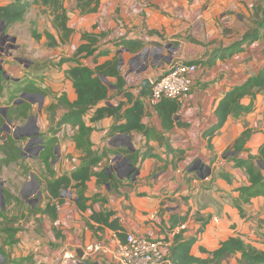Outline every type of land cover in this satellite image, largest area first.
I'll return each mask as SVG.
<instances>
[{
    "label": "crops",
    "instance_id": "1",
    "mask_svg": "<svg viewBox=\"0 0 264 264\" xmlns=\"http://www.w3.org/2000/svg\"><path fill=\"white\" fill-rule=\"evenodd\" d=\"M10 1L0 0V5ZM83 1L88 0H76L82 15L77 21L83 26L76 47L84 42L83 34H95L100 39L95 55L81 61L94 68L119 55V69L127 81L125 88L132 95L130 100L125 92L112 88L109 98L100 106L122 102L124 111L141 98V83L145 78H155L177 60L198 65L193 90L181 106L175 126L161 138L154 136L148 140L137 131L112 133L117 123L113 116L91 122L93 111L89 112L84 120L93 127L89 137L92 149L102 154L95 170L107 166V172L119 179L117 187L98 184L97 177H91L85 196H96V200H90L85 210L78 208L77 197L68 188L62 202L56 201V219L41 210L36 215L38 219L32 217L26 230L17 232L11 240L13 243L6 245L10 264H118L107 256L81 259L77 253L74 258L64 259V253L83 249L95 241H110L116 237L124 241L128 233L161 239L169 251L175 234L181 230L185 239L196 237L191 253L202 259L209 258L210 253L230 237H241L264 251V229L256 220L248 219L253 209L251 204L264 203V196L255 197L249 203L240 201L239 188L248 185L249 179L244 168L234 165L236 153L233 151L236 140L247 129L251 135L237 158L247 159L250 153L257 154L264 144V92L256 95L252 111L228 117L212 138L213 149L208 147L205 136L218 121L215 110L225 93L264 68V30L257 40L243 45L242 49L235 46L253 26L254 8L262 0H91L89 8L78 4ZM93 7L96 11H89ZM68 25L74 29L70 42L76 27L70 18ZM133 41L139 42L140 47ZM154 50L160 53L159 61L149 54L141 70H132L135 57ZM31 65L33 63L29 67ZM110 80L115 82L114 78ZM67 81L72 88L63 93L73 101L76 91L71 79ZM251 101V97H245L241 103L247 106ZM15 102L14 99L1 106L8 107ZM28 103L32 108L34 102ZM145 105L142 122L162 132L158 114L147 105V99ZM36 123L41 131L42 124L37 117ZM74 128L77 133V127ZM17 129L25 130L27 126ZM18 145L25 148L21 142ZM58 152L51 164L55 176L71 173L82 164L84 154L73 140L65 144L58 141ZM25 159L29 161L30 157L25 156ZM109 168H113L112 172ZM45 171L43 164L42 172ZM44 176L52 178L48 174ZM47 179L43 180L45 185ZM45 193L42 209L49 199V194ZM237 203L248 213L247 217L241 214ZM106 211L114 212L111 218L118 219L121 230L91 220L94 212ZM187 213L185 227L175 225L171 230L173 215ZM239 259L240 254H236L223 264H238Z\"/></svg>",
    "mask_w": 264,
    "mask_h": 264
},
{
    "label": "trees",
    "instance_id": "2",
    "mask_svg": "<svg viewBox=\"0 0 264 264\" xmlns=\"http://www.w3.org/2000/svg\"><path fill=\"white\" fill-rule=\"evenodd\" d=\"M32 0H11L7 4L0 5V23L6 29L14 25L19 20L23 19L27 13ZM39 1L44 7L52 10L54 15L53 25L58 31L60 41L58 42L51 33H47L48 39L56 45L65 44L69 41L74 29L68 25L69 16L64 8L61 0H35ZM79 5L90 7L91 0L79 2ZM98 5V1L96 7ZM96 7L90 8L89 11H96ZM253 26L244 35L242 40L237 43V49H242V46L257 40L261 35V30H264V0L261 1L254 8L252 16ZM100 36L95 34H83V43L79 44L75 49V54L72 57H65L61 60V64L66 62H73L75 65L70 66L66 70L67 77L73 82L76 91V99L71 101L66 93H62L56 97V106L64 109L66 112L60 119L59 129L63 125H72L77 127L78 132L73 134L72 140L75 142L77 149L84 154L82 164L74 169L71 173H64L59 176L54 175L52 162L56 157L55 148L58 146V139L51 137L44 142L39 152V158L45 165L46 172L51 179H47L45 191L49 194V199L42 209V213L48 215L51 219L57 218V202H62V192L64 189L71 188L77 197V206L81 210L88 208L90 200L95 201L96 196H85L87 182L91 177L96 176L98 184H110L114 189L117 187L119 179L107 172V166L95 170L102 160V154L92 149L90 142V133L93 127L88 126L84 117L91 111L93 115L90 118L91 122H96L106 116H113L117 123L113 126L112 133H132L133 131L142 132L147 139L150 137H164V133L170 132L176 124L175 118L181 109V104L175 98H162L159 102L153 105L154 111L158 114L162 132L150 128L142 122V118L146 112L145 100L148 97L149 90L144 94V98L138 97L133 105L126 108L124 111L123 103L118 105H102L104 101L109 98L112 88L117 92H125L126 96L131 100L132 95L127 92L126 78L121 74L119 69L120 58L119 55L103 64H98L94 68L84 64L81 59L88 58L95 55L98 50V41ZM135 46L140 47L139 42H134ZM234 50H232L233 52ZM106 77L108 82L105 83L102 77ZM115 79V82H110V79ZM6 79L3 70H0V90L1 82ZM260 92H264V68L258 73L253 74L244 82L233 86L222 99L219 101L215 114L217 116V123L214 124L205 136L208 138V147L213 149L212 138L223 127L228 117L231 115H239L244 112H250L254 108V99ZM24 93H37L46 97L49 92L47 89L40 88L36 85L27 84L22 87L21 93L15 97V103L8 106L7 117L12 122L18 119H27L31 105L27 101L17 102L22 99ZM245 97H251V103L247 106L241 103ZM5 123L4 117L0 114V134L3 133L2 126ZM251 135L249 129L245 130L241 136L236 140L233 151L236 155L245 150V144ZM0 140L5 141L0 144V167L8 166L11 163L18 162L22 158L23 149L18 145L24 138L16 137L14 135L7 137L0 136ZM181 155L184 151L180 150ZM234 156L235 165L239 168H244L249 179V184L239 188L240 201L249 203L253 198L264 196V144L261 145L257 154L250 153L247 159H240ZM145 156V155H144ZM182 159V158H181ZM223 176L229 178L227 175ZM241 214H243V207L237 204ZM113 211L94 212L91 215V220L103 224L114 230H121L117 218L112 219ZM188 213L185 215L174 214L172 217L173 230L175 225H182L186 222ZM90 228H94L89 224ZM264 229V222L262 225ZM101 229V228H98ZM121 236L123 233L120 234ZM264 236V234H263ZM124 238V237H122ZM196 237L192 236L187 239L183 237V230L175 234L174 244L169 250L170 259L174 264H223L230 256L240 254L239 262L241 264H264V251L260 250L251 244L245 242L241 237H230L222 242L220 247L210 253V257L206 259L199 258L191 253ZM3 254V253H2ZM4 255V254H3Z\"/></svg>",
    "mask_w": 264,
    "mask_h": 264
},
{
    "label": "rangeland",
    "instance_id": "3",
    "mask_svg": "<svg viewBox=\"0 0 264 264\" xmlns=\"http://www.w3.org/2000/svg\"><path fill=\"white\" fill-rule=\"evenodd\" d=\"M31 2L25 17L5 30V34L11 39H6L2 35L0 24V67L8 74V79L1 82L0 105L11 103L20 95L25 84H33L50 91L43 100L36 96L27 98L34 100L28 118L11 122L9 132L5 130L0 134L3 137L15 134L16 137L24 138L21 145L25 148L29 144L27 135L32 132L31 117H37V120L41 122L43 129L39 130V134L44 141L50 137H56L62 144L72 141L71 136L76 132L75 128L67 125L59 131L61 116L66 111L54 106H56L58 94L65 90L71 91L72 87L66 76V70L71 64L60 62L63 58L72 57L75 54V47L81 39L79 30L83 27L80 21H77V18L82 15L76 7V0H61L70 15L71 24H75L76 32L67 44H53L48 39L47 33H51L57 41L59 35L53 25L52 10L42 6L39 1ZM149 54L160 60V53L157 51L154 50L152 53L146 51L134 58L132 70H141L146 64L145 57L148 58ZM15 58H27L33 62V65L26 68L27 63L21 64ZM18 126H27V129L19 130ZM1 143L2 140H0ZM25 156L30 157V160L25 159ZM42 166L39 154L23 149L22 158L18 162L0 167V177L4 183V191L0 193V254L2 255L0 264H10L6 245L12 244L13 236L19 231L24 232L32 217L41 213L46 197L43 180L47 179L44 176L47 173L42 172ZM251 207L253 209L248 219L256 220L260 226L263 225L264 203L255 202L251 204ZM243 214L245 217L248 215L244 208ZM6 235H9L7 240H5ZM228 263H230L229 260Z\"/></svg>",
    "mask_w": 264,
    "mask_h": 264
},
{
    "label": "built area",
    "instance_id": "4",
    "mask_svg": "<svg viewBox=\"0 0 264 264\" xmlns=\"http://www.w3.org/2000/svg\"><path fill=\"white\" fill-rule=\"evenodd\" d=\"M198 65L180 60L170 64L168 69L152 80L147 97V105L153 107L162 98H175L184 105L189 99L194 85V74ZM184 228V224L180 226ZM86 258L107 256L118 264H174L169 251L161 239H149L135 233H128L125 240L112 238L110 241H95L83 248ZM76 252L68 250L64 259H71Z\"/></svg>",
    "mask_w": 264,
    "mask_h": 264
},
{
    "label": "water",
    "instance_id": "5",
    "mask_svg": "<svg viewBox=\"0 0 264 264\" xmlns=\"http://www.w3.org/2000/svg\"><path fill=\"white\" fill-rule=\"evenodd\" d=\"M1 24V23H0ZM1 30H2V35L6 38V39H11V38H9V36L7 35V34H5V28L2 26V28H1ZM16 59V61H18L19 63H27L25 66L26 67H29V65L31 64V63H33L32 61H30L29 59H27V58H15ZM120 68V67H119ZM0 70H2V68L0 67ZM4 72V75H6L7 73L5 72V71H3ZM7 76V75H6ZM102 79H103V81L105 82V83H107L108 82V80H107V78L104 76V77H102ZM151 85H152V80L150 79V78H145L143 81H142V83H141V90H140V96H141V98H143L144 97V94L151 88ZM25 95H22V97H24ZM40 98L43 100V96L42 95H40ZM7 110H8V107H2L1 105H0V114L4 117V119H5V123L3 124V126L1 127L2 128V130L3 131H5V130H7L8 132H9V130H10V125L12 124L11 123V121L8 119V117H7ZM30 120H33V128H34V130H35V134H36V136H32V135H27V137H29V141L30 142H32L34 139H38L39 140V142L41 143V147H43V145H44V140H43V138L39 135V127H38V125H37V123H36V117H31L30 118ZM14 136H15V134H14ZM25 149H27V148H25ZM57 151H58V146H56V148H55V154H57ZM235 153V152H234ZM261 166L264 168V164H261ZM112 170H113V168H109V171L110 172H112ZM204 170V169H203ZM204 171H206V169L204 170ZM207 174H209V172H206ZM68 190L67 189H64L63 190V192H62V194H61V196H65V193L67 192ZM76 251V253H77V255L81 258V259H83L84 258V256H85V252H84V250L82 249V248H79V249H76L75 250ZM0 257H2V255L0 254Z\"/></svg>",
    "mask_w": 264,
    "mask_h": 264
},
{
    "label": "flooded vegetation",
    "instance_id": "6",
    "mask_svg": "<svg viewBox=\"0 0 264 264\" xmlns=\"http://www.w3.org/2000/svg\"><path fill=\"white\" fill-rule=\"evenodd\" d=\"M22 95H25L24 97H21L22 99H20V101H17V102H23V101H28V102H33L34 100L33 99H27V98H30V97H33V96H36V97H39L40 98V94H37V93H24V94H22ZM42 100V99H41ZM29 135H34V136H36V134H35V130H34V128H33V125H32V132L31 133H29ZM27 138H29V137H27ZM30 140V139H29ZM40 149H41V143L39 142V140L38 139H34L32 142H30L29 141V144H28V146H27V150L28 151H32V152H34L36 155H38L39 154V152H40ZM3 185H4V183L1 181L0 182V193H3V191H4V188H3Z\"/></svg>",
    "mask_w": 264,
    "mask_h": 264
}]
</instances>
